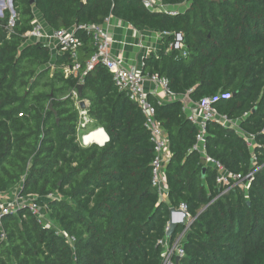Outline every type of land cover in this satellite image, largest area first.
I'll return each instance as SVG.
<instances>
[{"label":"trees","instance_id":"trees-1","mask_svg":"<svg viewBox=\"0 0 264 264\" xmlns=\"http://www.w3.org/2000/svg\"><path fill=\"white\" fill-rule=\"evenodd\" d=\"M12 1L14 26L9 9L0 17V195L17 188L22 195H53L46 208L55 227L40 225L27 208L4 215L0 264H161L170 208L183 202L193 221L178 264H264V0H161L188 4L177 15L151 12L141 0ZM36 11L53 29L114 16L139 30L169 33L162 49L144 59L143 72L168 77L176 94L189 93L193 101L219 96L217 111L241 119L239 127L255 137V161L234 127L218 121L207 124L206 152L232 173L255 170L249 187L226 190L211 165L203 173L194 149L198 129L182 101L150 96L170 153L168 197L161 200L141 108L104 65L82 78L66 76L61 65L72 64L69 53L53 60L47 44L27 42ZM177 32L186 56L171 48ZM77 35L84 64L95 47L86 31ZM80 83L89 124L108 135L103 145L81 142L73 94ZM185 227L178 225L172 242ZM58 229L73 235L74 244Z\"/></svg>","mask_w":264,"mask_h":264},{"label":"built area","instance_id":"built-area-1","mask_svg":"<svg viewBox=\"0 0 264 264\" xmlns=\"http://www.w3.org/2000/svg\"><path fill=\"white\" fill-rule=\"evenodd\" d=\"M141 2L143 6L151 12L166 13L169 15H177L188 5H172L161 0H141ZM6 9H9L12 14L9 21V28H12L15 24V12L13 13L11 10L10 0H0V11H2L1 16H3ZM108 23L109 18H107L102 24L80 23L69 28L53 29L46 27L43 18L38 14H35L33 29L26 35L27 42L41 41L47 44L51 48V51H55L54 57L52 56L53 59H55L58 54L69 53L73 59L72 64L61 65V69L66 76L74 75L75 77L82 78L89 70L94 69L98 64L104 65L111 72L118 89L127 93L129 98L139 105L145 116V127L149 131L150 139L154 145L155 155L152 161V185L158 190L161 200H166L168 197L166 165L170 159V153L168 150L167 132L161 121L156 117V108L150 100V96L155 97L160 103H168L175 99H180L183 104V110L188 119L195 124L198 129L194 149L199 151L201 156L206 159L207 165H211L217 170V183L220 186H226V190L235 186L247 189L255 170L249 172L245 177L238 173H232L219 160L209 156L206 152L207 124L210 120L218 121L226 126L233 127H235V122L237 123L236 120H231L217 111L214 103L217 102L219 96L203 97L198 101H193L190 98L189 93L184 95L176 94L170 88V80L168 77L161 76L158 73H144V62L143 66L128 63L123 53L116 54L112 52V44L114 40L109 34ZM78 30L86 31L91 36L92 43L95 47L94 52L84 64L80 60V50L83 46V41L77 35ZM159 33L160 39L161 37L163 39L165 35L169 34L167 32ZM135 44L138 47L143 46L141 40L139 42L137 41ZM172 46L173 43L171 44V48ZM180 50L182 55H188L184 41L181 43ZM146 57L147 56H145V58ZM160 92L164 94L163 98L159 96ZM73 94L75 98H77V103L80 106L79 102L81 99L78 95V91L74 90ZM222 96L228 97L230 94ZM87 108L88 106L84 109L80 107V128L82 117H84L85 124L90 121L87 114ZM96 130L97 129L92 132ZM237 132L245 139L247 145L252 151V157L255 161L256 155L254 153V147L256 146V143L254 135L244 132L241 128H239V130L237 129ZM85 136L86 135L82 136L81 141L84 146H88L92 143L103 145L108 140V136H106L102 143L96 139L87 142ZM0 196V225L4 215L15 213L21 208H27L40 225H45L47 227L53 226L50 222H46L45 218L47 214L46 204L54 197L53 195H22L21 189L17 188L7 198H2V195ZM178 209L180 211L174 213L173 218L179 221L184 220V225L186 227L177 235L173 242L167 235L159 240V243L162 245L161 264H178L176 261L177 257L181 259L184 255L183 244L187 239L193 220L188 213V206L186 203H181ZM184 212L188 213L187 216L184 215ZM167 228L168 225L166 230ZM57 232L64 235L71 245L74 244L76 238L73 235H68L61 229H58ZM1 238H6L4 231L1 233Z\"/></svg>","mask_w":264,"mask_h":264},{"label":"crops","instance_id":"crops-1","mask_svg":"<svg viewBox=\"0 0 264 264\" xmlns=\"http://www.w3.org/2000/svg\"><path fill=\"white\" fill-rule=\"evenodd\" d=\"M36 14L41 16L38 11H36ZM108 29L110 36L114 40L112 44V52L116 54L123 53L127 59V62L130 64H138L139 66H143L145 56H148L150 52H158L163 47V39L162 37L160 39V31L155 29L147 28L139 30L126 21L114 16L109 17ZM140 40L142 41L143 46L138 47L135 43L137 41L139 42ZM54 55L55 51H53L52 56L54 57ZM159 96L163 98L164 94L160 92ZM89 104V101H87V106H89ZM235 120L237 123L235 122L234 129L237 132V129L239 130L240 128L239 124L241 119L238 118ZM97 130L101 131L102 133L101 139L99 140L101 142L103 139H105V130L103 131L101 128H98ZM106 136L108 135L106 134Z\"/></svg>","mask_w":264,"mask_h":264},{"label":"water","instance_id":"water-1","mask_svg":"<svg viewBox=\"0 0 264 264\" xmlns=\"http://www.w3.org/2000/svg\"><path fill=\"white\" fill-rule=\"evenodd\" d=\"M213 1H217V2H219V1H221V0H213ZM31 3H34V0H31ZM82 4H83V3H82ZM10 6H11V10H12V12L14 13L15 10H14L13 5H12V0H10ZM1 15H2V11H0V16H1ZM183 41H184V36H183V34H182L181 32H177V33H176V38H175V41H174V43H173L172 48H173V49H180V48H181V43H182ZM82 89H83V83H80V84L78 85V95H79L80 98H81V95H82ZM79 104H80V107H81L82 109H84V108L87 107V101H86L85 99H81L80 102H79ZM50 109L53 110V111L55 112V114H57L56 111L54 110L52 104H50ZM201 161H202V163L205 165L204 168H203V173H205V170H206V163H207V162H206V159H205L204 157H202ZM248 204H250V201H248ZM179 211H180V210H179L178 208H176V207H171V208H170V220H169V222H168V228H167V230H166V235H167L168 237H170V238L172 237V235H173L174 232L176 231V228L178 227V225H184V224H185L184 220L179 221V220H175V219L173 218V214L176 213V212H179ZM187 214H188L187 212H184V215H185V216H187ZM179 260H180V258L177 257L176 261L179 262Z\"/></svg>","mask_w":264,"mask_h":264},{"label":"rangeland","instance_id":"rangeland-1","mask_svg":"<svg viewBox=\"0 0 264 264\" xmlns=\"http://www.w3.org/2000/svg\"><path fill=\"white\" fill-rule=\"evenodd\" d=\"M93 130H95L94 128H92V125L89 124V122L87 124L84 123V117H82L81 119V130H80V139L82 141V136L86 135L85 136V140L87 142H89L90 140H100L101 139V131H94L92 132ZM92 132V133H90ZM90 133V134H89ZM12 193H9V194H5V195H2V198H7L8 196H10ZM46 218V222H50L51 225H53V227H55V225L53 224V221L49 218L48 214H46L45 216Z\"/></svg>","mask_w":264,"mask_h":264}]
</instances>
